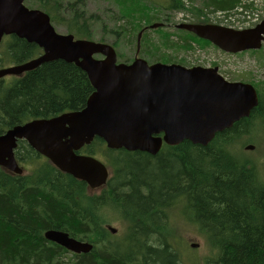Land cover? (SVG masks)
<instances>
[{
	"label": "trees",
	"instance_id": "1",
	"mask_svg": "<svg viewBox=\"0 0 264 264\" xmlns=\"http://www.w3.org/2000/svg\"><path fill=\"white\" fill-rule=\"evenodd\" d=\"M178 1L168 0L148 9L145 17L138 0L120 1L119 11L126 13L124 36L127 32L134 36L146 17H150L147 24L154 18L168 22V12L181 10ZM39 2L54 24L91 39L82 0L72 4L70 19L47 0ZM202 3L211 12L231 9L234 13L245 8L243 0ZM138 15L142 16L139 20ZM114 35L120 40V31ZM160 41L164 48L174 46L165 37ZM147 45L158 48L151 42ZM39 53L35 45L9 37L0 54V68L26 62ZM92 92L86 76L73 65L62 61L43 64L1 92L0 134L31 119L80 111ZM263 100L259 93V104L250 116L216 135L206 147L185 141L176 147L164 146L151 156L106 150L104 143L95 139L83 148L84 153L103 155L112 171L99 195H90L84 183L48 164L33 176L20 179L0 172V264H189L180 252L179 234L167 222V213L179 203L183 212L188 210L189 221L205 249L201 260L190 264H264V182L253 165L239 161L224 148L233 142L236 149L245 136L255 140L257 129L252 127L264 116ZM33 154L20 143L18 155L22 159H32ZM98 209L118 219L122 217L120 210L124 211L127 228L122 240L104 227ZM50 230L79 242L88 241L93 248L87 254L70 255L44 239L43 233Z\"/></svg>",
	"mask_w": 264,
	"mask_h": 264
},
{
	"label": "water",
	"instance_id": "2",
	"mask_svg": "<svg viewBox=\"0 0 264 264\" xmlns=\"http://www.w3.org/2000/svg\"><path fill=\"white\" fill-rule=\"evenodd\" d=\"M22 2L0 0V41L3 36L14 35L43 49L44 55L24 65L0 70V78L19 76L61 60L85 73L94 92L80 112L34 121L0 137V166L17 174L21 172L10 161V155L16 140L24 139L59 169L94 190L106 183L107 170L99 161L75 152L95 137L102 139L109 149L140 151L152 156L158 153L162 143L176 147L187 141L193 146L206 147L217 134L248 118L258 104L252 86L228 83L217 74V69L148 66L141 59L129 65H116L110 47L57 35L46 15L27 10ZM177 29L231 54L258 50L264 40V21L244 31L211 25H179ZM139 40L140 35L137 52ZM98 53L105 60L94 61L92 56ZM160 134L161 138L156 137ZM6 158L9 161L5 163ZM67 237L51 230L44 233L46 241L72 253L91 251V245Z\"/></svg>",
	"mask_w": 264,
	"mask_h": 264
},
{
	"label": "rangeland",
	"instance_id": "3",
	"mask_svg": "<svg viewBox=\"0 0 264 264\" xmlns=\"http://www.w3.org/2000/svg\"><path fill=\"white\" fill-rule=\"evenodd\" d=\"M35 1V0H32ZM59 3V7L61 9H64L65 7H68L70 3H72L74 0H55ZM84 1V7L83 12H85L86 16H91V20H86L88 26L91 28V32L93 34L92 40L98 41V39L103 38L104 41L108 44H112L113 41H115V36L113 35L112 31H120L122 40L120 45V48L116 46V51L118 52V55L121 57V60H129L133 57L135 54L134 49V39L131 36L130 32H127V37L125 35V31L122 29H125L123 27L125 23V20L122 18H119V2L123 0H83ZM132 1V0H130ZM137 1V0H136ZM168 0H142L138 1V4L141 7V12L144 13L143 17L146 16V7L150 6V9L155 8L156 6H162L164 5ZM190 5L185 8L183 7L184 12L190 13L193 9H195V2L194 0H190ZM181 4V3H180ZM122 9V8H121ZM123 11V10H122ZM140 12V13H141ZM63 15L67 17L68 13L66 11L62 12ZM138 13V14H140ZM121 15H126L125 12H121ZM142 16L138 15V20ZM155 19V18H154ZM58 33L65 34V31L63 29H57ZM128 31V30H127ZM168 31L173 32L172 29H168ZM130 35V36H129ZM136 38V37H135ZM155 40H158L157 37L153 33H149L146 37V45L144 46V55H147L149 58L158 59L161 57V54L155 53L150 45H147L150 42H153ZM162 52V51H161ZM253 59L257 62V64L260 62L261 66L263 68H260V73L262 74L261 77L264 79V50L255 52L252 55ZM171 59V58H169ZM12 76H7L3 79V83H0V87H6L10 83L9 81L13 80L11 79ZM258 87L261 88L262 96L264 97V80L261 84L258 85ZM264 101V100H263ZM264 116L262 119L258 120L256 124H254L252 129H257L255 136V142H251L247 140L248 137H244L241 139V147L246 146L248 144L253 145L255 148L253 151H242V155L239 153L237 149H233V142H230V145L227 144L224 148L226 151H230L233 156L236 158L245 160L248 162V164L251 166L253 165L256 169V172L258 173L260 179L264 182ZM240 139V138H238ZM234 141V140H233ZM237 148V146H236ZM233 149V150H232ZM24 156V155H23ZM26 157V156H24ZM96 159H99L101 161H104V158L101 154H95L93 155ZM255 160V164L250 160ZM240 161V160H239ZM95 194L101 193L100 190L94 191ZM182 207V204L179 203L177 206H175L172 210H170L167 218L168 224L175 229V232L179 234L182 245L180 246V252L182 253V257L185 261H187L189 264L191 262H195L196 260L202 258V255L205 253V249L203 246V241L199 237V233H197L194 228L193 224L189 221L188 212H183L180 208ZM112 210V209H110ZM121 211V218H116L114 215H104L102 214L101 210L98 209L97 215L101 218L103 217V225L105 226H111L114 228L116 232V236L114 237L119 238L118 240H122L125 236V232L127 228V224L125 222L124 218V211ZM117 211L112 210V213H115ZM117 215H119L117 213ZM126 216L129 218V216L126 213ZM130 219V218H129ZM124 229V230H123ZM124 236V237H123ZM199 244V248L197 249H191L190 245ZM201 260V259H200Z\"/></svg>",
	"mask_w": 264,
	"mask_h": 264
},
{
	"label": "built area",
	"instance_id": "4",
	"mask_svg": "<svg viewBox=\"0 0 264 264\" xmlns=\"http://www.w3.org/2000/svg\"><path fill=\"white\" fill-rule=\"evenodd\" d=\"M243 2L245 3V8L242 9L240 12H234L230 14L227 18H224L215 13L213 18H216L224 25H231L233 27L242 25L243 23L250 20H257L261 13L258 8L256 6L253 8H247L248 1ZM249 11H251V14L248 15Z\"/></svg>",
	"mask_w": 264,
	"mask_h": 264
},
{
	"label": "flooded vegetation",
	"instance_id": "5",
	"mask_svg": "<svg viewBox=\"0 0 264 264\" xmlns=\"http://www.w3.org/2000/svg\"><path fill=\"white\" fill-rule=\"evenodd\" d=\"M1 83V82H0ZM47 117V116H46ZM46 117H44V118H46ZM41 118H43V117H41ZM1 135V134H0ZM14 159H15V161H16V163L18 164V165H23V164H26V167L25 168H23V175L22 176H26V175H28L31 171H32V169L34 168L33 167V164H32V160L31 159H25V158H21L19 155H18V150H16L15 152H14ZM37 159L39 160V161H43V159L41 158V157H37ZM1 168V167H0ZM0 172L1 173H3L4 175H6V176H9V177H13V178H21L22 176H16V175H14V174H12L11 172H9V171H7V170H5V169H3V168H1L0 169Z\"/></svg>",
	"mask_w": 264,
	"mask_h": 264
},
{
	"label": "bare ground",
	"instance_id": "6",
	"mask_svg": "<svg viewBox=\"0 0 264 264\" xmlns=\"http://www.w3.org/2000/svg\"><path fill=\"white\" fill-rule=\"evenodd\" d=\"M179 3H181V10L180 11H178V12H184V10H183V7H185V8H187L189 5H190V0H179L178 1ZM258 2H259V4L261 5V6H264V0H258ZM239 3H240V1H239ZM239 3H237L236 4V7H238L239 6ZM250 6V5H249ZM252 7V6H251ZM215 13L216 14H218V15H220V16H222V17H224V18H227L230 14H232L233 13V10H215ZM249 14H251V11H249L248 12V15ZM31 187V186H30ZM109 229H112V230H114L115 231V233H112ZM107 230L112 234V235H115L116 234V230L114 229V228H112L111 226H108L107 227ZM66 234V233H65ZM67 235V234H66ZM68 236V235H67ZM67 240H73V241H75V242H79V241H76V240H74V239H72V238H70L69 236L66 238ZM80 243H82V242H80Z\"/></svg>",
	"mask_w": 264,
	"mask_h": 264
},
{
	"label": "crops",
	"instance_id": "7",
	"mask_svg": "<svg viewBox=\"0 0 264 264\" xmlns=\"http://www.w3.org/2000/svg\"><path fill=\"white\" fill-rule=\"evenodd\" d=\"M230 10V9H229Z\"/></svg>",
	"mask_w": 264,
	"mask_h": 264
}]
</instances>
